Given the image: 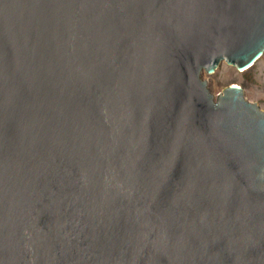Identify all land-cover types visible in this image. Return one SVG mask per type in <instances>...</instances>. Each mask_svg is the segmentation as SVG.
Returning <instances> with one entry per match:
<instances>
[{
	"label": "water",
	"instance_id": "obj_1",
	"mask_svg": "<svg viewBox=\"0 0 264 264\" xmlns=\"http://www.w3.org/2000/svg\"><path fill=\"white\" fill-rule=\"evenodd\" d=\"M264 0H0V264H264Z\"/></svg>",
	"mask_w": 264,
	"mask_h": 264
},
{
	"label": "rangeland",
	"instance_id": "obj_2",
	"mask_svg": "<svg viewBox=\"0 0 264 264\" xmlns=\"http://www.w3.org/2000/svg\"><path fill=\"white\" fill-rule=\"evenodd\" d=\"M207 88L214 94L227 84H237L243 98L257 104L264 111V50L260 57L247 69L236 70L232 65L220 61L212 73L201 72Z\"/></svg>",
	"mask_w": 264,
	"mask_h": 264
}]
</instances>
